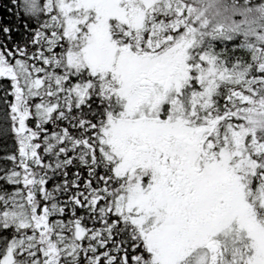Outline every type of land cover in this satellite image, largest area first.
<instances>
[{
    "label": "snow or ice",
    "instance_id": "1",
    "mask_svg": "<svg viewBox=\"0 0 264 264\" xmlns=\"http://www.w3.org/2000/svg\"><path fill=\"white\" fill-rule=\"evenodd\" d=\"M223 11L0 0V264H264V50L198 48Z\"/></svg>",
    "mask_w": 264,
    "mask_h": 264
},
{
    "label": "rangeland",
    "instance_id": "2",
    "mask_svg": "<svg viewBox=\"0 0 264 264\" xmlns=\"http://www.w3.org/2000/svg\"><path fill=\"white\" fill-rule=\"evenodd\" d=\"M261 1L263 4L257 6L252 5L244 8L242 5L243 10L238 15L236 12H226L227 7L225 10L221 5L224 9L221 17L213 19L207 27L215 29L217 24L224 25L221 46L224 45L225 48L227 44L236 42L233 47L228 48L227 52L235 51L240 58L238 57L233 62H238L241 66L255 67L257 62L262 59L259 57V52L264 50V0Z\"/></svg>",
    "mask_w": 264,
    "mask_h": 264
},
{
    "label": "trees",
    "instance_id": "3",
    "mask_svg": "<svg viewBox=\"0 0 264 264\" xmlns=\"http://www.w3.org/2000/svg\"><path fill=\"white\" fill-rule=\"evenodd\" d=\"M220 3L224 7L225 10H226V7H227L228 10H226V12H229V11H231V13L236 12V15H238L239 12H241L243 10V8H241L242 5H244L243 6L244 8L247 7V6H252V5H256L257 6L258 4H263V1H261V0H220ZM220 17H221V15L217 16L215 18L217 19V18H220ZM215 18H213V19H215ZM235 44H236V42H233L231 44H227L225 48H224V45H223L222 52H218L217 53V56L222 57L225 60L226 64H234L233 61H235L239 57L235 53V51H233V50H231L230 52H227L228 48L230 46L233 47ZM223 50H224V52H223Z\"/></svg>",
    "mask_w": 264,
    "mask_h": 264
},
{
    "label": "flooded vegetation",
    "instance_id": "4",
    "mask_svg": "<svg viewBox=\"0 0 264 264\" xmlns=\"http://www.w3.org/2000/svg\"><path fill=\"white\" fill-rule=\"evenodd\" d=\"M222 42V32H216L214 29L207 28L201 35V38L196 42V46L217 55L222 50Z\"/></svg>",
    "mask_w": 264,
    "mask_h": 264
}]
</instances>
